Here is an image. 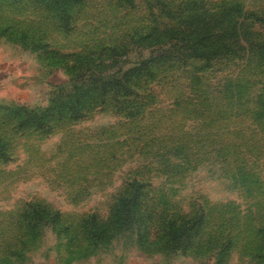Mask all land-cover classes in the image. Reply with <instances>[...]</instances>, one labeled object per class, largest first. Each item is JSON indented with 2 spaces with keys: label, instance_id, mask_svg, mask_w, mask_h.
<instances>
[{
  "label": "rangeland",
  "instance_id": "rangeland-1",
  "mask_svg": "<svg viewBox=\"0 0 264 264\" xmlns=\"http://www.w3.org/2000/svg\"><path fill=\"white\" fill-rule=\"evenodd\" d=\"M159 1L161 27L239 4L264 34V0ZM146 8L79 0L67 19L0 0V264H264V57L165 62L123 93L149 52L131 37ZM48 109L44 127L21 125Z\"/></svg>",
  "mask_w": 264,
  "mask_h": 264
},
{
  "label": "trees",
  "instance_id": "trees-1",
  "mask_svg": "<svg viewBox=\"0 0 264 264\" xmlns=\"http://www.w3.org/2000/svg\"><path fill=\"white\" fill-rule=\"evenodd\" d=\"M49 7L60 11L61 16L71 19L73 14L70 7L79 0H45ZM126 5L145 4L152 22L147 25V30L133 33L137 43H143L148 53L140 58L133 66L128 67L122 74V91L128 93L131 83L135 77L144 74L154 75L155 68L165 62L185 63L190 59L205 58L210 61L215 57L240 53L244 50L258 51L264 57V34L261 38L254 37V32L248 31L245 27L246 19L240 16L245 15L239 4L225 6L219 13H203L197 9L192 13L185 14V10L177 14L176 22L168 20L164 26L157 23L156 6L159 0H122ZM255 20L264 19L255 16ZM127 46H122V53ZM116 77L105 84L113 82ZM84 92H79L75 98H71V104L66 106L72 113L82 112ZM67 104V103H66ZM52 109L45 113L35 111L26 112L20 118L21 125L35 124L41 127L47 123L48 116L52 115ZM130 200L123 196L119 200L118 209L115 214L117 222H127L131 218ZM129 217V218H128ZM201 217V216H200ZM203 217V214H202ZM128 218V219H127Z\"/></svg>",
  "mask_w": 264,
  "mask_h": 264
},
{
  "label": "crops",
  "instance_id": "crops-1",
  "mask_svg": "<svg viewBox=\"0 0 264 264\" xmlns=\"http://www.w3.org/2000/svg\"><path fill=\"white\" fill-rule=\"evenodd\" d=\"M162 262H163L162 260L154 259V260H144V261L139 262L138 264H162ZM164 263L168 264L167 262H163V264ZM170 264H194V263H191V262H187V263L181 262L180 263L179 261H172L170 262Z\"/></svg>",
  "mask_w": 264,
  "mask_h": 264
}]
</instances>
